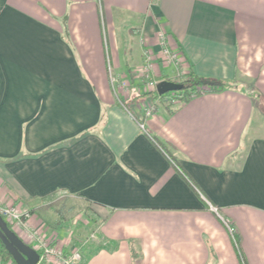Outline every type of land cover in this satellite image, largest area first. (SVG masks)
<instances>
[{"label": "crops", "instance_id": "crops-1", "mask_svg": "<svg viewBox=\"0 0 264 264\" xmlns=\"http://www.w3.org/2000/svg\"><path fill=\"white\" fill-rule=\"evenodd\" d=\"M147 52L225 85L146 115ZM0 199L80 264H264V0H0Z\"/></svg>", "mask_w": 264, "mask_h": 264}, {"label": "built area", "instance_id": "built-area-1", "mask_svg": "<svg viewBox=\"0 0 264 264\" xmlns=\"http://www.w3.org/2000/svg\"><path fill=\"white\" fill-rule=\"evenodd\" d=\"M158 36L160 42L159 55L161 60H163L166 65L177 67L178 70V68L182 66L180 52L168 45L163 32H159ZM151 67L149 52H147L145 65L140 69L138 75L139 78L144 79L146 89H156L158 84L157 81L148 79ZM108 72L111 86L113 90H116L115 86L117 79L110 73V66H108ZM122 86L124 87L126 84L123 82ZM141 104L143 105L146 115H151L153 113L155 106L151 102H143ZM139 125L143 127L142 123H139ZM209 208L217 213V209L211 204H209ZM0 216L23 242H27L28 245H32L33 248L37 250L39 253V261L37 264H80L82 259L81 249L79 247H74L67 251L57 240L47 237L41 228L32 225L33 213L30 209L15 202L5 203L0 199ZM221 219L234 238L235 229L230 224L229 220L223 217H221ZM89 236L94 237V234L91 233ZM0 264L12 263L0 261Z\"/></svg>", "mask_w": 264, "mask_h": 264}, {"label": "trees", "instance_id": "trees-1", "mask_svg": "<svg viewBox=\"0 0 264 264\" xmlns=\"http://www.w3.org/2000/svg\"><path fill=\"white\" fill-rule=\"evenodd\" d=\"M160 78L177 82L181 88L175 91L164 93V94H159L156 91V89H152L150 91L146 90L145 92L137 96L131 97L129 101L139 99L140 97H143L145 95H151L153 98V101L155 102V103L152 102V104L155 106V109H156L157 102L164 104L165 106H168V104L166 105L165 103L166 101H168V99H173L178 102H183L189 99L193 95L199 94L204 91L218 90V89L223 88L225 85V83L222 80L215 79V78H209V77H201L195 74L194 72H192L191 70L185 73L182 78L171 79L162 74L160 75ZM140 82L141 84H144L145 81L144 79H141ZM123 104L126 105V102H123ZM56 212L59 218V222L65 221V219H67L66 214L67 212H69L68 208L67 209H63V208L56 209ZM83 212L92 221L95 220L96 217L93 216V213L89 209L88 205H85V207L83 208ZM0 258L4 262L6 261V262H11L12 264H15L14 260L12 259L10 253L7 251L1 238H0Z\"/></svg>", "mask_w": 264, "mask_h": 264}, {"label": "water", "instance_id": "water-1", "mask_svg": "<svg viewBox=\"0 0 264 264\" xmlns=\"http://www.w3.org/2000/svg\"><path fill=\"white\" fill-rule=\"evenodd\" d=\"M177 82L163 80L156 86L159 94L175 91L180 89ZM0 238L3 241L7 251L10 253L15 264H37L39 253L36 249L23 242L17 234L9 228L4 219L0 216Z\"/></svg>", "mask_w": 264, "mask_h": 264}, {"label": "rangeland", "instance_id": "rangeland-1", "mask_svg": "<svg viewBox=\"0 0 264 264\" xmlns=\"http://www.w3.org/2000/svg\"><path fill=\"white\" fill-rule=\"evenodd\" d=\"M126 25H128V24H126ZM182 77H180V78H182ZM147 96H150V95H147ZM53 206L56 207L57 209H61V208L67 209L68 208L69 212H67V214H66L67 219H65V222L66 221H68V222H66L65 224L63 223V224L66 225L67 227H69V229L73 226L74 223L82 221L86 217V215H84V212L80 213V210L81 209L83 210V208L85 206H83L81 203H79L74 198H71V197H65L64 198L63 197L60 200H58ZM60 229H61V227L58 228L59 238H61L64 234V231L60 230ZM235 238H237L236 233H235ZM24 241H26V240H24ZM1 260L2 259H0V261Z\"/></svg>", "mask_w": 264, "mask_h": 264}]
</instances>
